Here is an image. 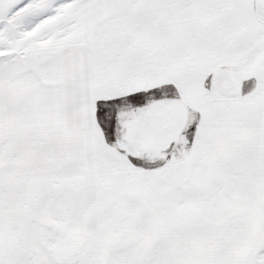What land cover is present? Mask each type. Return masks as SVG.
I'll use <instances>...</instances> for the list:
<instances>
[{
	"label": "snow or ice",
	"instance_id": "snow-or-ice-1",
	"mask_svg": "<svg viewBox=\"0 0 264 264\" xmlns=\"http://www.w3.org/2000/svg\"><path fill=\"white\" fill-rule=\"evenodd\" d=\"M0 264H264V0H0Z\"/></svg>",
	"mask_w": 264,
	"mask_h": 264
}]
</instances>
